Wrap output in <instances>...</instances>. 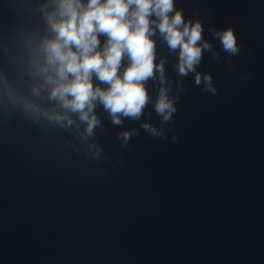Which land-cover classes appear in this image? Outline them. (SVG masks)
<instances>
[{
    "label": "clouds",
    "instance_id": "obj_1",
    "mask_svg": "<svg viewBox=\"0 0 264 264\" xmlns=\"http://www.w3.org/2000/svg\"><path fill=\"white\" fill-rule=\"evenodd\" d=\"M12 6L17 22L0 35V114L17 112L38 128L69 133L76 142H65L97 164L111 159L97 138V129L104 130L98 107L122 127L141 121L151 106L159 125L148 111L140 128L164 139L186 91L166 75L169 56L178 77L193 74L197 87L216 95L211 73L198 70L204 53L219 59L223 51L231 64L241 51L231 26L208 29L218 51L203 21L186 19L177 0H12ZM158 43L167 55H158ZM139 134L133 127L117 139L127 148Z\"/></svg>",
    "mask_w": 264,
    "mask_h": 264
}]
</instances>
